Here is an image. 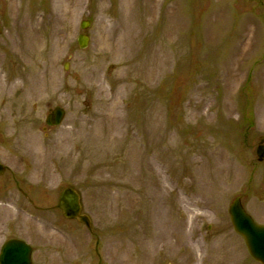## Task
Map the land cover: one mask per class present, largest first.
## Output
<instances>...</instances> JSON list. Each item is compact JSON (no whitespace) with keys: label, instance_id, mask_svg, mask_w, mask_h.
Returning a JSON list of instances; mask_svg holds the SVG:
<instances>
[{"label":"rangeland","instance_id":"obj_1","mask_svg":"<svg viewBox=\"0 0 264 264\" xmlns=\"http://www.w3.org/2000/svg\"><path fill=\"white\" fill-rule=\"evenodd\" d=\"M0 72L37 89L0 121V250L23 237L34 264H259L228 208L249 196L264 225V0H0ZM55 106L65 121L45 131ZM66 187L91 229L62 216Z\"/></svg>","mask_w":264,"mask_h":264},{"label":"water","instance_id":"obj_2","mask_svg":"<svg viewBox=\"0 0 264 264\" xmlns=\"http://www.w3.org/2000/svg\"><path fill=\"white\" fill-rule=\"evenodd\" d=\"M87 42V37L80 38L81 47H85ZM64 114L63 110L59 108L56 109L53 114L49 116L48 124H59L62 121ZM262 141H264V138H262ZM258 154L261 159L264 157V147L259 148ZM60 207L63 209L66 217L77 218L79 221L90 225L89 218L80 214V197L75 190L67 189L62 193ZM231 213L238 231L246 237L251 253L257 259L264 262V227L256 225L253 220L245 214L239 201L234 203ZM31 254L32 248L26 243L19 240H11L3 248L0 264H31Z\"/></svg>","mask_w":264,"mask_h":264},{"label":"bare ground","instance_id":"obj_3","mask_svg":"<svg viewBox=\"0 0 264 264\" xmlns=\"http://www.w3.org/2000/svg\"><path fill=\"white\" fill-rule=\"evenodd\" d=\"M129 31L131 32V27L129 28ZM28 56H35L33 49L30 53H28ZM2 76L3 75L0 72V120H4L5 123L7 122V124L10 125L11 111L15 108H20V106H22L24 102H29V99L31 100L36 98V94L34 92L31 94V91L33 89H36V86L34 84V81H36V77L27 76L26 82H20L19 80L22 79L21 74L18 75L16 73L14 76H10L8 78ZM20 90L22 91L20 92ZM1 93H3L4 95H1ZM111 129L112 128L109 127L107 131H110ZM202 248L203 247L201 245V242L200 240H198L196 242L195 250H201Z\"/></svg>","mask_w":264,"mask_h":264}]
</instances>
